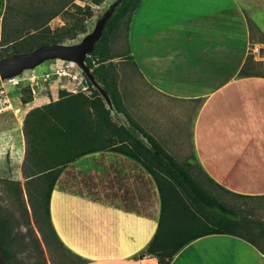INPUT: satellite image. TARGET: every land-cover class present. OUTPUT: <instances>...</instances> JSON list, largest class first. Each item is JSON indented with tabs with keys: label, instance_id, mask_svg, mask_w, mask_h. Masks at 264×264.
Instances as JSON below:
<instances>
[{
	"label": "crops",
	"instance_id": "1",
	"mask_svg": "<svg viewBox=\"0 0 264 264\" xmlns=\"http://www.w3.org/2000/svg\"><path fill=\"white\" fill-rule=\"evenodd\" d=\"M128 45L156 98L145 109L165 107L189 121L199 175L234 193L264 196V74L239 75L249 54L264 62L257 56L264 0H141ZM160 209L150 173L110 150L69 163L49 199L53 228L79 264H157L139 254ZM170 264H264V253L243 238L210 234L181 248Z\"/></svg>",
	"mask_w": 264,
	"mask_h": 264
},
{
	"label": "trees",
	"instance_id": "2",
	"mask_svg": "<svg viewBox=\"0 0 264 264\" xmlns=\"http://www.w3.org/2000/svg\"><path fill=\"white\" fill-rule=\"evenodd\" d=\"M91 1L99 5L103 0ZM115 2L117 7L106 22L101 38L86 57L88 67L93 68L92 73L106 91L112 107H106L95 90L92 99L80 92L31 109L23 121L25 152L21 174L26 183L33 182L31 186L36 189V197L31 195L30 205L45 245L53 242L55 249H66L53 228L49 212L51 191L60 173L82 155L110 150L141 164L153 177L159 191L161 209L157 228L140 257L151 256L157 264H170L181 248L210 234L243 238L264 253V242L258 243L259 239L264 240V223L251 220L221 200L222 194L251 196L231 192L207 175L203 177L204 182L191 176L121 106L115 82L117 66L108 61L121 55L111 52L108 40L116 35L122 24L128 38L131 17L141 0ZM3 7L4 0H0V16L3 14L0 58L9 56V49L19 53L42 44L64 43L83 32V21L93 15L89 5L82 7L74 0H8L4 11ZM61 15L64 24L51 28L49 22ZM128 53L127 41L125 54L131 60ZM251 67L247 58L239 75L257 74L251 72ZM26 89L29 92V88ZM31 100L27 95L22 102ZM111 110L123 114L127 124L114 122ZM3 182L18 199L22 193L18 181L3 179ZM211 186L216 195L210 192ZM7 216L0 215V244L5 264H9L11 251L8 247L13 244L9 237L13 217Z\"/></svg>",
	"mask_w": 264,
	"mask_h": 264
},
{
	"label": "rangeland",
	"instance_id": "3",
	"mask_svg": "<svg viewBox=\"0 0 264 264\" xmlns=\"http://www.w3.org/2000/svg\"><path fill=\"white\" fill-rule=\"evenodd\" d=\"M114 1L103 0L101 4L96 5L91 0H74L82 7L89 5L93 15L83 21L84 31L67 39L64 44L80 43L82 38L92 31L96 20ZM7 2L8 0H4L3 11L7 8ZM2 15L0 16V37L2 36ZM63 24L62 15L49 22L51 28ZM124 28L122 24L116 35L109 37L108 40V48L111 52L121 55L108 60L117 66L118 76L115 82L121 106L183 169L191 176L204 182V178L199 175L191 147L189 121H182V118L186 119V116L181 114V118H179L177 113H174L175 116L172 113L167 115L165 107H157L154 111L145 109V107H149L152 100L156 102V98L152 99L150 87L140 79L135 66L125 54L128 38H126L127 32ZM144 39L149 42L153 38L150 37V33H147ZM1 47L0 45V53L2 52ZM7 53L13 54L11 49ZM248 59L252 66V72L264 74V62L252 64V55L250 54ZM85 62L87 63V59ZM90 70L92 72L93 68ZM95 81L101 86L96 79ZM26 88H29V92ZM94 90L103 98L106 107L111 108V102L108 103L104 99L75 63L58 59L47 60L33 69L24 70L18 76L0 81V215L11 214L13 217L9 226V237L10 240H13L12 246L8 247L11 251L9 264L80 263L67 250L55 249L53 242L45 245L37 230L30 205L31 195L36 197V189L31 186L33 182L26 183L21 174L22 157L25 152L22 126L27 112L31 109L80 92L92 99L91 95L94 94ZM27 95H30L32 100L23 103L22 99ZM135 98L138 103H135ZM144 104L145 106H142ZM158 110H162V113L159 114ZM187 115L189 116V113ZM111 119L117 124H127L125 116L115 113L114 110H111ZM158 119L162 121L158 122ZM3 179L18 181L22 187V193L18 199L14 191L10 189L11 187L3 182ZM211 188L212 186L210 192L216 195L215 189ZM221 200L229 206L235 207L239 213L251 220L264 223V196L243 198L222 194ZM254 239L257 240V237L254 236ZM263 242V238L258 240L260 245ZM249 258L253 259L254 257Z\"/></svg>",
	"mask_w": 264,
	"mask_h": 264
},
{
	"label": "water",
	"instance_id": "4",
	"mask_svg": "<svg viewBox=\"0 0 264 264\" xmlns=\"http://www.w3.org/2000/svg\"><path fill=\"white\" fill-rule=\"evenodd\" d=\"M117 7L114 1L104 11L102 16L96 20L91 32L87 33L78 44H42L31 51L13 53L7 57L0 58V81L20 75L24 70L33 69L47 60H63L75 63L91 83L97 88L104 99L109 103L106 91L95 81V78L88 67L85 59L93 51L96 42L102 36L106 22L110 19ZM257 56L264 58V47L257 48ZM0 264H5L2 246L0 244Z\"/></svg>",
	"mask_w": 264,
	"mask_h": 264
},
{
	"label": "built area",
	"instance_id": "5",
	"mask_svg": "<svg viewBox=\"0 0 264 264\" xmlns=\"http://www.w3.org/2000/svg\"><path fill=\"white\" fill-rule=\"evenodd\" d=\"M63 73H65V72H63ZM67 74V73H66Z\"/></svg>",
	"mask_w": 264,
	"mask_h": 264
}]
</instances>
